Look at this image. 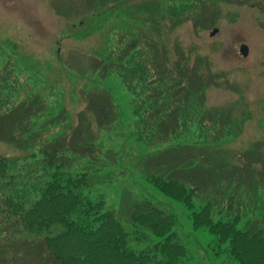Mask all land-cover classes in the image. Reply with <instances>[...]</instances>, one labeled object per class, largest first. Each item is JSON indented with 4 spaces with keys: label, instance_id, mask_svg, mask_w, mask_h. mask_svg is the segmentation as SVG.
<instances>
[{
    "label": "trees",
    "instance_id": "obj_1",
    "mask_svg": "<svg viewBox=\"0 0 264 264\" xmlns=\"http://www.w3.org/2000/svg\"><path fill=\"white\" fill-rule=\"evenodd\" d=\"M225 2L264 15V0H170L158 6L162 24L155 23L156 15L142 16L130 43L116 47L95 68L109 76L111 66H117V77L133 101L129 136L147 151L148 181L192 210L194 228L205 227L220 242L228 241L238 264H264V217L238 228L249 205L260 194L264 199V141L242 152L225 147L246 124L231 108L208 104L211 87L229 85L227 72L215 69L206 54L181 50L172 57L166 49H157L166 30L187 22L195 30L213 24ZM96 3L104 12L123 0ZM135 5L142 12L156 9L155 0ZM11 68L0 66V140L22 151L38 143L41 148L18 158L0 151V264H186L188 250L172 232V215L150 200L136 199L126 205L129 230L102 196L93 200L87 195L92 185L89 171L68 170L76 157L100 152V131L118 122L111 93L98 88L85 94L78 124L42 140L34 127L46 104L38 94L16 99L20 79ZM86 78L91 80L89 73ZM66 117L63 111L57 120L61 124ZM105 154L110 158L113 153ZM106 164L103 158L98 165ZM214 212L221 218L215 219ZM142 228L165 240L133 250L128 239L131 234L144 238Z\"/></svg>",
    "mask_w": 264,
    "mask_h": 264
},
{
    "label": "rangeland",
    "instance_id": "obj_2",
    "mask_svg": "<svg viewBox=\"0 0 264 264\" xmlns=\"http://www.w3.org/2000/svg\"><path fill=\"white\" fill-rule=\"evenodd\" d=\"M138 1L143 0H123L118 8L101 12L104 7L96 0H0V66L12 67L20 79L17 100H26L33 94L44 100L46 110L34 127L42 140L64 134V128L78 124V113L86 105L85 94L98 88L108 90L117 108L118 122L112 129L100 131L96 141L100 152L76 157L68 170L73 174L89 171L92 185L87 195L93 200L102 196L106 207L114 210L129 230L132 227L126 217V205L136 199L150 200L172 215L175 220L172 232L188 250L186 264H238L230 254L228 241L220 242L205 227L194 228L192 210L148 181L144 169L147 151L129 136L133 101L117 77V66H111L109 76L101 75L99 68H95L111 57L116 47L130 43V35H137L139 18L147 14L154 18L160 11L158 6L170 0H155L156 9L143 12L133 7ZM157 20L155 23L162 24L159 16ZM214 28L219 31L211 35ZM242 43L249 46L246 57L239 51ZM157 49L159 53L166 49L172 57L181 50L206 54L215 69L227 72L229 85L211 87L208 104L231 108L235 117L244 119L246 124L242 134L226 142L225 147L242 152L256 141H264V15L253 7L222 3L213 24L195 30L193 23L187 22L173 31L166 30ZM111 62L119 63L114 58ZM87 73L91 80L86 78ZM63 111L67 117L60 124L57 119ZM54 130L49 136L48 132ZM93 130L97 132L94 125ZM40 146L38 143L22 151L0 141V151L11 158L28 155ZM108 150L113 153L110 158L105 154ZM103 158L107 164L101 167L98 164ZM245 214L238 224L240 229L249 220L264 217L262 194ZM213 216L221 218L216 212ZM232 216L223 218L228 220ZM140 233L145 237L137 239L131 234L128 239V246L137 252L165 240V236L146 228L140 229Z\"/></svg>",
    "mask_w": 264,
    "mask_h": 264
},
{
    "label": "water",
    "instance_id": "obj_3",
    "mask_svg": "<svg viewBox=\"0 0 264 264\" xmlns=\"http://www.w3.org/2000/svg\"><path fill=\"white\" fill-rule=\"evenodd\" d=\"M217 32H218V28H215V29L211 32V35H215ZM241 52H242L245 56H247V55H248V52H249V48H248V46L243 45V46L241 47Z\"/></svg>",
    "mask_w": 264,
    "mask_h": 264
}]
</instances>
